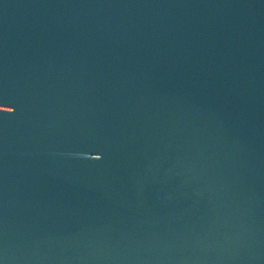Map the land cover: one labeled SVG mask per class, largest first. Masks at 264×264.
<instances>
[{
    "label": "water",
    "instance_id": "95a60500",
    "mask_svg": "<svg viewBox=\"0 0 264 264\" xmlns=\"http://www.w3.org/2000/svg\"><path fill=\"white\" fill-rule=\"evenodd\" d=\"M0 264H264V0H0Z\"/></svg>",
    "mask_w": 264,
    "mask_h": 264
}]
</instances>
